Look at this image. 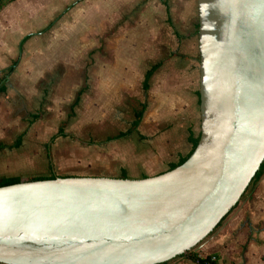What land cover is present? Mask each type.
Listing matches in <instances>:
<instances>
[{"label": "water", "instance_id": "95a60500", "mask_svg": "<svg viewBox=\"0 0 264 264\" xmlns=\"http://www.w3.org/2000/svg\"><path fill=\"white\" fill-rule=\"evenodd\" d=\"M200 139L144 177L0 185V263L158 264L229 214L264 160V0H198Z\"/></svg>", "mask_w": 264, "mask_h": 264}, {"label": "crops", "instance_id": "0c3cea01", "mask_svg": "<svg viewBox=\"0 0 264 264\" xmlns=\"http://www.w3.org/2000/svg\"><path fill=\"white\" fill-rule=\"evenodd\" d=\"M62 6L64 8L61 9ZM89 8H96L100 13L97 23L88 21L86 23L85 20H82L85 10ZM198 23V0H14L8 3L0 11V75L4 76L3 81H6L7 84L6 90L0 92V145H4L0 147V152H2L0 153V171H7L9 169L7 165L12 163L13 159L15 161L13 163L19 166L24 159L39 157L44 151L48 158L49 169L51 172L55 171V167L54 169L51 167L47 144L45 143L43 147L41 143H37L44 137V134H47V130L39 129L28 132L27 128L35 119L43 116L42 106L44 104H46V109H49L46 111H54L56 113L57 105L59 106L61 101L65 99L70 101L71 99V111L60 121L59 126L66 119L70 123V119L76 114L75 108L79 106L81 101L85 107H90L88 99L91 100L95 97L92 96L93 91L91 88L93 85H89L87 82V77L89 76L85 77V83L77 90L76 96L72 94L69 87L66 88L65 93L58 92V88H56L55 93L50 92L49 88L44 84V78H46L48 73H52V71L54 73V67L60 61L68 60V57L72 60L76 58L84 59V55L89 53L88 51L86 52V48L91 42L92 30L93 32L97 31L99 34L102 46L107 38L114 39L117 45L126 46L120 48V50L117 48L111 58L117 61L125 58L129 60L127 57L129 55L142 60H157V62H162L160 65L162 66L165 61L171 58L186 55L178 50V46L182 43L185 44L183 42L185 38L191 37L195 33ZM113 28L116 33L114 37H111V35H108V31ZM9 30H18V33H15L16 37L8 36ZM32 30L35 31L33 32ZM166 38H169V41ZM180 38L182 39L181 41ZM108 43L111 44V42ZM161 46L164 47L161 48ZM159 53H163V55L158 56ZM165 54L167 55L165 56ZM54 61H56L55 64ZM12 62L13 64L11 65ZM47 62L50 63L47 64ZM15 66L17 67L15 68ZM150 67L146 68L142 82L143 91H146V100L134 105V118L126 129L132 126L136 119V111L142 109V104L146 103L139 125L127 137L112 140H136L137 137H145L141 133L140 128L145 124V110L149 104L152 102L151 104L153 105L156 102L165 108L168 107L172 100L176 103L182 100L183 96L180 86L176 88L178 91L173 96L170 92H166L167 94H162L160 97H151L149 95V89L152 88L153 81H155V72L159 68L149 77L148 87L146 88L144 85L145 76ZM99 73L106 78L110 71L102 68ZM164 74L167 77V82L163 86L165 91L170 86L171 77H180L181 74H175V72L170 71L164 72ZM100 85L102 86L95 90L99 99L95 98L94 100L97 101L101 100L103 102L113 98L107 97L105 95L107 93L117 94L125 91V88L121 87L117 88L114 86L112 88L110 85ZM197 93L200 105V92L198 91ZM77 99L78 103L73 106ZM150 108L151 111L147 115L148 119L150 118L152 121L149 126L153 125L155 131L162 132L159 134L158 139L152 138L150 143L147 144V149L146 147H141L142 144L138 143L137 145L132 144L125 152H122L126 162L124 161L121 174L118 177L125 172L128 174V170L137 173L134 175L132 172L129 177H142L166 171L172 163L177 162L192 149L191 142L188 149L186 146V154L182 153L178 155L179 157L171 159L169 150H171V145L176 144L180 139L179 130H170L169 128L166 130L155 127L159 125L161 120L155 116L154 105ZM60 110L61 107L59 106ZM37 114L39 115L34 117ZM85 115H87L86 112ZM23 117H27V124L22 129H19L20 119ZM88 122L92 123V121ZM100 123L99 121L98 124ZM196 125L197 122L192 118L188 127V142H190V131H193L195 136L200 134L201 124L199 123L198 132ZM66 127L65 131L72 133ZM126 129L118 130L112 134ZM12 131L17 134L15 139H11ZM21 134H23L22 143L19 146H13L12 144ZM109 135L104 140L93 138L86 140L79 137L75 139H79L86 144L101 143L111 141L106 140ZM61 137L66 136L61 135ZM21 148L24 150L23 152L14 153L12 159L8 157L11 153L7 152L11 149L19 150ZM52 154L54 158L53 144ZM150 157L153 158L155 162L153 165L156 168L158 167V170L149 173V168L144 163H149L147 159ZM159 160L162 161L159 163ZM138 163L140 166L135 167V164ZM142 165L144 168L140 169ZM262 182H264V178ZM249 205L253 206V202L247 201L243 208L239 211L236 210L219 224L217 230L197 248L198 252L206 246L204 254L217 252L219 261L224 264H264V216L258 215L255 211L250 214L245 212V208ZM241 246H244L243 252H245V255H243V258L241 256L234 257L238 256V250ZM199 253L204 255L202 252ZM164 264L195 263L187 255L180 254L164 262Z\"/></svg>", "mask_w": 264, "mask_h": 264}, {"label": "rangeland", "instance_id": "374dc122", "mask_svg": "<svg viewBox=\"0 0 264 264\" xmlns=\"http://www.w3.org/2000/svg\"><path fill=\"white\" fill-rule=\"evenodd\" d=\"M62 8L64 7L62 6L61 9ZM99 16L100 13L96 8H89L88 10H85L82 20H85V22L88 21L91 23H97ZM32 31L34 32L35 30ZM91 32V42L86 48V52L88 51L89 53L84 55V59L76 58L75 60H72L68 57V60L60 61L58 65L54 67V73L52 71V73H48V75H46V78H44L46 83L44 82V84L52 93L56 92V88H58V92L65 93L66 88L69 87V89L71 88L72 94L76 96L77 90L85 83V77L89 76L87 77V82L89 85H93L91 90L93 91L92 96L95 98H98V93L95 90H98V88L102 86L100 84H106L107 86L110 85L112 88L114 86L117 88H125V91L117 94H105L107 97L113 98L104 100L103 102L101 100H94L95 98L91 100L88 99L89 102H87L90 104L89 108L85 107L81 101L79 106L75 108L76 114L73 115L70 119V123H68V126L66 127V129L74 133L76 137L85 138L86 140L89 138L104 140L107 135L115 133L121 129H126L130 125L131 120L134 118V105H138V102L146 100V91H143L142 85L144 72L147 67H150L153 63L157 62V60H142L141 58L127 55L129 60H126L125 58L117 61L116 59L111 58L112 54L116 52L117 48L120 50V48H124L126 46L117 45L114 39L108 38L105 40L102 38L105 41V44L102 46L97 31L93 32L92 30ZM108 32V35L114 37L116 30L113 28ZM8 33V36L12 35V37H16L15 33H18V30H9ZM108 37L110 38V36ZM198 37L199 31L198 28H196L195 33L191 37L185 38V41H183L185 44L182 43L178 46V50L184 52L186 55L183 54L184 56L181 55L165 61V63L155 72V81H153L152 88L149 89V95L151 97H160V95L165 94L166 92H170L173 96L174 93L178 91L176 90L178 86L182 89L181 94L183 97L181 101H178V103L172 100L168 107L165 108L156 102L153 104L155 108V116L161 120L159 121V125L155 127L166 130L168 128L170 130H179L180 139L176 142V144H172L170 147L171 150H169L171 159L179 157L178 155L182 153H187L185 152L186 146L188 149V146L191 144V141L188 142L187 139V134L189 133L188 127L191 119L193 118V120L197 122V125L195 126L197 132L199 130V123L201 124L200 105L198 103L197 93L200 87V50ZM166 40L169 41V38H166ZM181 40L182 39L180 38V41ZM108 42H111V44ZM163 47L164 46H161V48ZM160 52L162 51L160 50ZM161 55H163V53H159L158 56ZM166 55L167 54H165V56ZM49 63L50 62H47V64ZM55 63L56 61H54V64ZM12 64L13 62L11 65ZM112 66L113 68H111ZM16 67L17 66H15V68ZM102 68L110 71V74H108L106 78L101 76L99 73ZM168 71L181 75L180 77L172 76L170 86H168V88H166L167 90L164 91L163 86L167 82V77L164 72ZM70 102L71 99L70 101H66V99L61 101L59 104L61 110L59 111V106L57 105L56 113H54V111H46L49 110L48 108L46 109V104L42 106L43 116L35 119L27 128L28 132L39 129L47 130V134H44V137H42L40 142L38 141L37 143H41L43 147L45 146V143H49L51 138L50 135L57 131L60 121L67 116L68 112L71 111ZM151 103L145 110V124H143V127L140 128L141 133L145 136L143 138H138L136 136V140L121 139L86 144L74 137H58L55 142H53V163L55 166V171L51 168L53 172L59 175L119 176L121 174L124 161L126 162L122 152H125L132 144L137 145L138 143H140V145L142 144L141 147L143 146L147 149V144L150 143L152 138L158 139L159 134L162 132L155 131L153 125L149 126L152 119H148L147 114L151 111L150 107L153 106ZM85 112L87 115H85ZM88 121H92V123ZM99 121L101 122L100 124H98ZM26 124L27 117L21 118L19 129L25 127ZM11 133V139H15L17 135L16 132L12 131ZM23 151L24 150H22V148L19 150L11 149L7 152L11 153L8 157L12 159L14 153ZM147 161L149 163H144V165L149 168V173L158 170V167L156 168V166L153 165L155 162L152 157L147 159ZM160 161L162 160H159V163ZM11 162L12 163L7 165V167H9L7 171H0V177L5 175H20L22 178L27 179L35 175H50L52 173L49 169V162L45 151L39 157L24 159L19 166H17L16 163H13L15 162L14 159ZM164 164L168 165L166 163ZM138 166H140L139 163L135 164V167ZM142 168H144L143 165L140 169ZM132 172L133 171L128 170V175L132 174ZM133 174L136 175L137 173L133 172ZM263 178L264 173L258 181H254L249 185L248 189L238 201V204L231 210L225 219L236 210L239 211L243 208V205L247 201L253 202V206L249 205L246 207L245 212L250 214L252 211H255L258 215L264 216ZM225 219H223V221ZM218 226L201 242H199L194 249L196 250L199 248V246L217 230ZM243 250L244 246H241L238 250V256L234 257L241 256L243 258V255H245ZM204 251H206V246L199 250V252H202L203 254ZM158 264H164V262Z\"/></svg>", "mask_w": 264, "mask_h": 264}, {"label": "trees", "instance_id": "16d2710c", "mask_svg": "<svg viewBox=\"0 0 264 264\" xmlns=\"http://www.w3.org/2000/svg\"><path fill=\"white\" fill-rule=\"evenodd\" d=\"M12 1H14V0H0V11L8 3L12 2ZM198 26H199V23L197 24V28H198ZM161 63L162 62H156L147 70L146 76H145V82H144V85H145L146 88L148 87V79H149V77L161 65ZM10 69H12V67H10ZM3 77H4L3 75H0V92L5 91L6 87H7L6 81H3ZM77 103H78V99L75 101L73 106H75ZM145 107H146V103H143L142 104V109H139V110L136 111V119L134 120L132 126H130L128 129L122 130V131H120V132H118L116 134L109 135L106 140L124 138V137H127L128 135H130L137 128V126L139 125ZM38 115L39 114L34 115V117H37ZM67 124H68V119L62 121L60 126H59L58 131L51 136L50 141L47 144L48 155H49V158H50L51 167L53 169H54L55 166H54V163H53L52 144L55 141V139L58 136H61V135L71 136V137L76 138V136L74 134L68 133V132L65 131V127H66ZM22 138H23V134L19 135L17 140L12 145L13 146H19L22 143ZM199 139H200V134L198 136H195L193 131H190L189 140L192 142V149L186 155L182 156L177 162L172 163L170 165L169 169H172V168L176 167L177 165L183 163L190 156V154L193 152V150L196 147ZM3 146H4L3 144L0 145V147H3ZM263 173H264V160H263L260 168L258 169L257 173L253 177L252 181L250 182V184L252 182H254V181H257L262 176ZM56 176H58V174H56L54 172H52L50 175H37V176H33V177H30V178H27V179L22 178L20 175H10V176L6 175V176L0 177V185L14 183V182H19V181H22V180L54 178ZM64 176H67V175H64ZM120 177H129V175L125 172ZM142 177H144V176H142ZM249 185H248V187H249ZM248 187H247V189H248ZM221 222H220V224H221ZM216 253L215 252H208L207 254L202 255V254H200L198 252V250H195L194 247H193V248L187 250L186 252L182 253L181 255H187L190 259L193 260V262L195 264H224V263L219 261L218 255ZM213 255H216L217 259H214Z\"/></svg>", "mask_w": 264, "mask_h": 264}, {"label": "built area", "instance_id": "2783aa9c", "mask_svg": "<svg viewBox=\"0 0 264 264\" xmlns=\"http://www.w3.org/2000/svg\"><path fill=\"white\" fill-rule=\"evenodd\" d=\"M213 258H214V259H217V256H216V255H213Z\"/></svg>", "mask_w": 264, "mask_h": 264}]
</instances>
